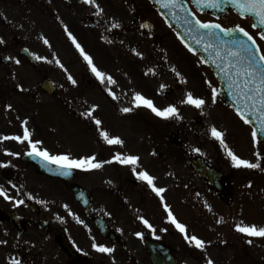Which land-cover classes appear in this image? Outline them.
<instances>
[{"label":"flooded vegetation","instance_id":"obj_1","mask_svg":"<svg viewBox=\"0 0 264 264\" xmlns=\"http://www.w3.org/2000/svg\"><path fill=\"white\" fill-rule=\"evenodd\" d=\"M96 3L103 9L100 15L95 14L93 5L84 4L83 0H0V24L5 26L1 32L5 43L0 44V71L5 75H0V81L26 79L25 73H17L19 66L29 68L34 77L45 69L38 85L27 87L19 82L8 90L0 89V93L11 89L34 93V88L38 87L40 92L62 103V98L68 97L69 88L63 87L69 82L68 63L75 57L78 64L72 77L76 80L75 118L79 121L77 134L81 140V153L77 158L94 154L98 161H104L116 152L138 155L137 171L147 170L156 177V186L166 189L161 194L164 200L138 180L128 166L113 162L91 171L76 169L71 179L64 180L38 172L25 159L24 153L29 150L26 142L0 141V162L9 163L7 168H0V186L13 197L12 200L0 197V241H7L0 244V264H11L13 257L21 264H207L208 259L214 264H264V238L248 237L235 230V224L240 221L264 225V171L221 170L222 166L217 161L213 164L191 138L195 132L190 126L164 125L163 118L150 109L134 108L131 103L133 91L141 92L160 108L164 107L162 100H171L170 104L179 108L187 91L196 97L210 98L212 89L201 86L205 76H213L210 70L203 63L197 68L191 60H179L173 44L166 45L165 49L161 41L164 20L149 0H96ZM37 5L43 7V29H37L40 26L35 22ZM230 14L236 16V23L223 26L233 28L239 24L243 27L244 17L228 9L225 15ZM113 24L120 27L113 28ZM65 25L96 66L117 81L115 85L101 84L97 80L68 38ZM37 32H42L50 44H45L46 61L34 59ZM136 51L143 58L138 57ZM31 55L33 59L29 61L27 57ZM17 59L19 64L15 63ZM57 59L67 72L55 63ZM173 67L187 83L181 82ZM148 68L154 69L155 74L145 75ZM43 80L52 83V94L41 87ZM215 86L213 80L212 88ZM108 88L125 99L119 103L113 100ZM85 94L87 108H90L87 111L95 116L88 118L87 126H83L87 116L83 113ZM94 103L96 108L101 107L107 119L111 118L112 111H117L128 118V122L108 126L106 120L98 127L95 120H100V116ZM184 105L195 113H206ZM125 107H133V111L122 112ZM112 120L115 121L114 115ZM27 127L33 140H43V129L35 139V130ZM101 130L121 137L124 146L104 143ZM62 131L60 141L64 139ZM22 134V126H0V136ZM47 136L51 137V133L47 132ZM208 140L211 147L212 140ZM42 146L48 149L45 143ZM5 149L20 155L8 156ZM59 149L60 154L64 152ZM199 158L210 168L220 169L219 175L213 174L212 179L199 176L191 166V161ZM74 186L85 191L88 200L84 198V204L76 202L70 193ZM20 199L25 203L17 205L15 202ZM165 203L177 220L186 225L189 235L206 242L203 250L186 241L169 222ZM65 204L67 209L63 207ZM58 216L62 219H57ZM139 216L147 219L153 228L145 226ZM136 233H142V238ZM249 239L251 244L247 243ZM93 240L114 247L115 251L111 255L97 252L92 247Z\"/></svg>","mask_w":264,"mask_h":264},{"label":"snow or ice","instance_id":"obj_2","mask_svg":"<svg viewBox=\"0 0 264 264\" xmlns=\"http://www.w3.org/2000/svg\"><path fill=\"white\" fill-rule=\"evenodd\" d=\"M203 0H196V3H201ZM207 2L213 7H219V0H207ZM228 3L235 4L241 12V15L247 13L251 14L256 18V22H254L251 26L252 28L259 29L258 36L259 39L264 41V0H226ZM84 4L93 5L96 8V15H100L103 12V9L100 7L96 0H83ZM165 8L169 7H179L180 3L179 0H167L163 4ZM186 23L190 25L189 31L195 30L196 32H200V30H208L207 35L209 38L216 37L218 34L216 32L217 29H220L221 32L225 34H233L235 32L242 33L246 40L243 39H235L231 43L236 45L235 47H225L220 48L212 45L210 42L205 46V51L209 52L210 49L215 48L213 55V63L216 64L217 68L223 73L225 77H227L229 81V88L232 89L234 87L237 88L238 97H243L244 107L249 111L253 112V114L258 113L261 118V126L264 129V49L257 43V40L247 31L245 28L240 26L239 24L235 25L234 28H222L221 25L210 23V22H203L199 19L193 20H186ZM113 28L120 27L119 24H113ZM141 27H147V25H141ZM64 30L67 33L68 38L72 41L75 45L76 50L79 54L83 57L84 61H86L90 71L93 75L100 81L101 84L107 85H115L117 81L108 73L99 69L93 61V58L84 50L81 44L77 41L76 37L72 34L71 31L68 30L67 25L64 26ZM104 38V37H102ZM183 40V38L181 37ZM109 43L111 41H108ZM250 42V43H249ZM5 41L3 38H0V44H4ZM43 43L49 45V41L47 38L43 39ZM197 43H200V40H197ZM227 44L228 42H224ZM187 47V45H186ZM190 52L194 53V50L191 47H188ZM27 51V50H25ZM135 51V50H134ZM226 52V56L222 53ZM34 55V59L46 60V57H42L39 55ZM136 55L138 57H142V54L136 51ZM7 59H11L8 57ZM217 60L223 61V63H217ZM51 63L52 61H47ZM206 61L201 58L199 63H205ZM15 63L19 64L20 61L17 59ZM55 63L67 72V69L59 61V59L55 60ZM172 71L176 74L177 77L180 78L181 82L187 83V80L179 73L174 67ZM145 75L155 74L154 69L148 68ZM235 76V79L233 78ZM67 79L73 84H76V80L72 77L71 74H68ZM242 79L243 84L242 87L238 86V82ZM206 83L211 86L210 81H205ZM165 87L161 85V88ZM108 94L112 97L113 100H117L118 97L116 96L115 92H113L110 88L107 89ZM217 91L213 87L212 88V102H216ZM131 103L134 108H148L150 109L156 116L161 117L165 120L171 118H179V110L174 104H169L167 107H157L155 102L143 95L139 91H133L131 96ZM182 104L192 105L197 109H203V106L206 104L205 99L201 97H196L191 91H187L185 93V97L183 100L180 101ZM8 108H11V105H8ZM122 112L128 113L133 111V107H125L121 109ZM240 115L241 119L244 120V123H249L250 121L243 115V112L238 111L237 113ZM89 117H91V113H87ZM101 120L96 119L95 124L99 127L101 125ZM28 121H22V128L23 134L22 135H12V136H0V141H7L12 140L16 141L20 144H24L25 142L29 146V150L24 153L32 158H40L45 166L56 165L58 173L63 176L71 175L73 169H81L84 171H91L100 169L104 166V164H111L113 162L119 163L121 165L128 166L132 169V172L136 175V178L140 181L145 182L153 192L157 196L160 197L161 201L164 200V197L161 195L166 191L163 187H157L155 184L156 177L151 175L147 170H139L137 168L140 164V157L138 155H133L130 153H122L116 152L113 154L111 159L98 161L96 156L93 154L91 156H84L80 158H73L69 154L61 153V154H52L49 152L48 149L43 148V142L41 140H33L32 139V132L27 127ZM211 135L220 142V144L227 150V155L230 157L232 166L235 168H246V169H260L261 164L259 162H251L248 159H244L234 153L228 145L225 143L223 139V132L218 131L216 127H212L210 129ZM100 136L102 137L104 143L107 145H119L121 147L124 146V140L119 136L111 135L106 130L100 131ZM252 137L254 142L257 141V133L254 130L252 133ZM195 151H200L199 149H195ZM5 154L8 156H19V152H12L5 149ZM257 157H259V153H256ZM9 163L0 162V168H7ZM51 170V168L49 169ZM264 170V169H262ZM11 183V182H10ZM251 187V184L248 185ZM13 188H16L15 184H12ZM0 197H3L5 200H12L13 197L8 194V192L0 186ZM17 205H22L25 203L23 199L17 200L15 202ZM41 204H45V201H39ZM65 209L68 208V205H63ZM164 209L168 214L169 222L176 227L183 235L184 239L192 244L195 248L203 250L205 248L206 242L196 235H189L187 233L186 225L180 223L177 218L173 215L169 206L165 203ZM70 215H75L69 212ZM57 219H62L61 217H57ZM138 219L149 229H152V224L149 223L147 219L143 216H139ZM79 223H83V221H79ZM222 221V218H221ZM221 221H218L221 222ZM154 230V229H153ZM235 230L239 233L245 234L248 237H259L264 238V225H257V224H247L244 221H240L235 224ZM166 231V229L164 230ZM138 237L143 236L142 233H136ZM7 241H0V244H6ZM248 244L252 243V240H247ZM93 249L100 253H106L111 255L115 249L114 247H108L102 243H96L93 240L92 244ZM11 264H21V261L18 258L13 257L11 260ZM207 264H214V261L211 259L207 260Z\"/></svg>","mask_w":264,"mask_h":264},{"label":"rangeland","instance_id":"obj_3","mask_svg":"<svg viewBox=\"0 0 264 264\" xmlns=\"http://www.w3.org/2000/svg\"><path fill=\"white\" fill-rule=\"evenodd\" d=\"M42 6V5H41ZM37 5V9L35 11V22L37 24L38 28L43 29V22L45 23V18H43V14L41 13V10H43V7ZM38 7H41L42 9H39ZM197 16L201 21H209L213 20L215 22H218L220 24H226V23H236V16L234 15H223L221 17H213L208 13H196ZM247 20H244V28L249 31L251 34H253L259 44H261V48L264 49V41L259 39L258 33L256 30L251 28ZM11 24V23H10ZM11 26V25H10ZM0 27L2 28L0 30V38L4 39V36L1 35V32L5 26H2L0 24ZM161 26H159L160 28ZM36 38L38 40V45L35 46V53L36 55L46 57V49L45 44L43 43V33L37 32ZM161 33H162V44L166 49V45L173 44L176 46V52L178 53L177 58L179 60H191L193 61L192 64H197V68L200 67V64L196 62L198 59L196 56L192 55L191 53L187 52L180 44L178 39L171 33L168 29L161 27ZM26 36V35H25ZM6 38H9V35H5ZM74 54V53H73ZM72 58L71 56H69ZM71 60L70 63H68V69L69 73L73 75L75 70V66L78 64L77 61ZM46 61V60H44ZM180 62V61H179ZM2 69V68H1ZM18 74L25 73L26 79L22 81H18L17 78H14L13 80L7 81L5 78L0 81V84H3L5 89L8 90L9 88H12L15 84H19V82L27 87H33L38 85L40 82L41 77L43 76L45 69L43 68L41 74H36L35 77L32 76L31 72L29 71V68L27 67H20L16 69ZM203 74V73H201ZM0 75L4 76L5 73L3 71H0ZM31 76L30 78L28 77ZM204 76V74H203ZM205 79L202 80L201 86L204 89L211 90L212 89V83H213V76L207 75L204 77ZM61 80V78H60ZM210 81L211 86H209L208 83L205 82ZM65 85L63 87H68L67 92V99L62 98V103H60L58 98H50L46 94H43L40 92L38 87H35L34 91V97L29 96L26 97L27 93L25 95L20 94H8L4 98H0V126H22V121L27 120L28 124L27 126H32V130L35 129V132H33V137L35 139H38V133H40V130H42V137L43 140L41 141L45 143L48 149H51L52 152L61 150L59 148L64 149V151H67L66 154H69L73 158L79 157L81 153V149L79 146V143L81 144V140L78 138L77 133V125L78 120L73 118L69 113L71 112V107H76V101H75V87L74 85L69 81L65 82ZM61 86V83L59 84ZM216 88V87H215ZM120 93H117L116 96L118 97L117 102H121L125 99V97H119ZM204 94H202V97ZM84 107H83V113L87 115L88 109L87 108V95H84ZM99 99V98H98ZM183 100V99H182ZM206 104L203 106V111H205V114L201 113H195L189 108L184 107L180 104L181 108H178L179 110V118H171L168 120L163 119L162 124L166 125L169 123H175L177 126H190V129H194L193 133L195 132V135L191 137L195 140L196 145L199 144V147L205 151V154L211 159L213 164L217 161L218 165H221L222 168L225 167L226 171L230 170H243L246 171V168H235L232 166L230 157L227 155V150L220 144V142L217 140V143L220 144L223 148V150L219 149L217 147V144L215 142H212V146L210 147L209 140L211 135L210 129L212 127H216L218 131L223 132V139L225 143L228 145V148H230L234 153L239 155L240 157L244 159H248L251 162H259L261 164V168L264 169V146L263 144L257 139V142H254L252 133L253 130L251 129L250 125H247L244 123L234 112H232L230 109L220 106L217 101L215 103L212 102V98L205 99ZM171 100H162V104L164 107H167L170 104ZM68 103V105H67ZM96 103V102H95ZM94 103V104H95ZM101 103V102H100ZM161 104V105H162ZM8 105H11V108H8ZM97 104H95V110L100 116L101 122H106L108 126H122L125 124V122H128V118H126L123 114H119L117 111L111 112V118L107 119L106 115L102 113L101 107L96 108ZM13 108L16 109L15 114L13 113ZM104 110H107V106L104 108ZM7 114H6V113ZM64 112L68 113L66 115V126L63 125V114ZM115 116V121L112 120V116ZM88 116V115H87ZM89 117V116H88ZM131 118L134 119V116ZM84 125L87 126L88 121L85 118L83 121ZM92 126V125H90ZM64 129V132L62 131ZM51 130L52 134L51 137L47 136V131ZM60 131H62V139L59 141ZM213 137V136H212ZM52 139V141L50 140ZM55 139H58V142L61 144V146H58L56 144ZM43 147V146H42ZM44 148V147H43ZM256 153H259V157H257ZM222 160L224 162H219L218 160ZM248 171H251L252 169H247ZM264 180V179H262ZM264 184V182H263Z\"/></svg>","mask_w":264,"mask_h":264},{"label":"water","instance_id":"obj_4","mask_svg":"<svg viewBox=\"0 0 264 264\" xmlns=\"http://www.w3.org/2000/svg\"><path fill=\"white\" fill-rule=\"evenodd\" d=\"M156 7L163 13L166 17L167 21L176 28L179 35L183 38V41L191 47L194 51H197L201 54L203 59L213 68L215 74L217 75L220 83H221V97L224 99L226 103L231 105L237 112H243V115L252 123L254 126V130L257 133V137L264 143V129L261 126V118L258 113L253 114V112L249 111L244 107L243 97H238L237 88L234 87L232 89L229 88V81L227 77L223 75L219 68H217L216 64L213 63V55L215 48L210 49L209 52H206L205 46L210 42L212 45L220 48L225 47H235L233 43H231L235 39H243L247 38L243 36L242 33L235 32L233 34H225L217 29V36L209 38L207 35L208 30H200V32H196L195 30L189 31L190 25L186 23V20H193L195 17L191 14L189 8L187 7L184 0H179V7H169L165 8L163 4L167 2V0H152ZM194 5L200 10H210L215 13H220L223 7L226 6V0H219V7L211 6L207 0H203L201 3H196V0H192ZM231 7L239 9L235 4L228 3ZM240 10V9H239ZM247 14V13H245ZM251 15V14H249ZM252 16V15H251ZM254 22H256V18L252 16ZM197 40H200V43H197ZM224 42H228L225 44ZM250 43V42H249ZM226 56V52L222 53ZM217 63H223L221 60H217ZM235 79V76L233 75ZM243 81L242 79L238 82V86L242 87ZM195 170L199 174H205L207 172V168L200 162H195ZM73 194L76 198H78V194L76 189L72 190Z\"/></svg>","mask_w":264,"mask_h":264}]
</instances>
